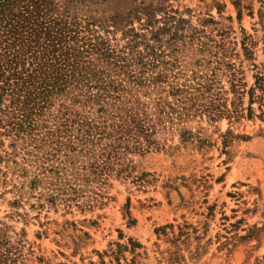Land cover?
I'll return each mask as SVG.
<instances>
[{
    "label": "rangeland",
    "instance_id": "1",
    "mask_svg": "<svg viewBox=\"0 0 264 264\" xmlns=\"http://www.w3.org/2000/svg\"><path fill=\"white\" fill-rule=\"evenodd\" d=\"M63 1L155 83L41 147L0 128L10 264H264V0Z\"/></svg>",
    "mask_w": 264,
    "mask_h": 264
},
{
    "label": "trees",
    "instance_id": "2",
    "mask_svg": "<svg viewBox=\"0 0 264 264\" xmlns=\"http://www.w3.org/2000/svg\"><path fill=\"white\" fill-rule=\"evenodd\" d=\"M73 8L71 1L63 0H0L1 133L29 140L35 148L54 135L51 120L60 136L70 137L80 129L83 105L119 102L127 80L155 83L133 72V50L124 54L126 47H111L104 34L114 32L116 24ZM112 25L115 29L109 28ZM244 50L250 55L247 46ZM255 89L264 91V67L256 74L252 93ZM257 98L264 108V95ZM37 175L31 183L41 179ZM4 245L0 237V264H10Z\"/></svg>",
    "mask_w": 264,
    "mask_h": 264
}]
</instances>
